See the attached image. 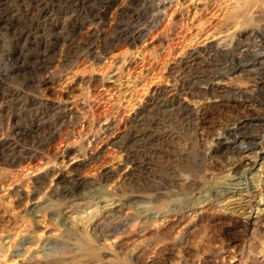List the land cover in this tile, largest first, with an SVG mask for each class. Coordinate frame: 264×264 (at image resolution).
I'll list each match as a JSON object with an SVG mask.
<instances>
[{"label":"rangeland","instance_id":"obj_1","mask_svg":"<svg viewBox=\"0 0 264 264\" xmlns=\"http://www.w3.org/2000/svg\"><path fill=\"white\" fill-rule=\"evenodd\" d=\"M0 264H264V0H0Z\"/></svg>","mask_w":264,"mask_h":264}]
</instances>
